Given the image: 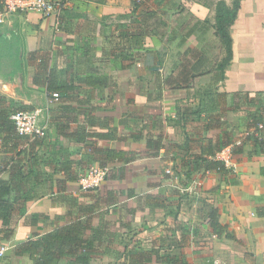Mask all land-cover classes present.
<instances>
[{
	"label": "crops",
	"instance_id": "0c3cea01",
	"mask_svg": "<svg viewBox=\"0 0 264 264\" xmlns=\"http://www.w3.org/2000/svg\"><path fill=\"white\" fill-rule=\"evenodd\" d=\"M220 1L235 0H67L61 18L7 17L0 111L44 106L52 91L62 100L44 137L0 139L13 203L0 264H33L21 247L74 222L90 264H128L131 250L264 264V150L246 137L264 119V0H240L224 73ZM237 140V168L208 170ZM94 164L107 177L82 190Z\"/></svg>",
	"mask_w": 264,
	"mask_h": 264
},
{
	"label": "trees",
	"instance_id": "16d2710c",
	"mask_svg": "<svg viewBox=\"0 0 264 264\" xmlns=\"http://www.w3.org/2000/svg\"><path fill=\"white\" fill-rule=\"evenodd\" d=\"M239 8L240 0H235L232 6H229L225 1H220L217 4L216 29L225 48V56L218 64V68L223 73L233 55L229 28L235 21ZM60 96L62 97L61 93ZM0 102H6V98L0 96ZM12 112L14 111H0V139L4 140L17 135L15 125L10 118ZM260 124L263 125L262 128L259 127ZM252 125L253 128L251 130L253 131L247 135V138L252 139L257 148L264 150V119L255 117L252 120ZM228 145H233L232 152L234 154L239 153L243 146L242 143L236 144L234 141L231 144L224 145L220 150ZM207 169L223 172L228 168L221 160L213 157L207 161ZM11 191V182L0 179V219L3 220L4 225L9 224L13 208V203L10 201ZM211 218L216 220L217 216L212 215ZM214 226L217 227L215 222ZM85 230L81 222L68 224L54 232L45 233L35 240H30L21 247L20 253L28 254L32 258L33 264H59L60 259L63 257H74L75 262L78 264H90V254L92 252L88 245V238L85 236ZM129 256L128 264H188L184 257L161 255L150 250H131L129 251Z\"/></svg>",
	"mask_w": 264,
	"mask_h": 264
},
{
	"label": "built area",
	"instance_id": "2783aa9c",
	"mask_svg": "<svg viewBox=\"0 0 264 264\" xmlns=\"http://www.w3.org/2000/svg\"><path fill=\"white\" fill-rule=\"evenodd\" d=\"M0 24L6 22L7 17L14 13L40 12L45 16L61 18L67 6V0H1ZM61 96L58 91L50 93L47 104L35 109H19L10 115L18 135L44 137L51 124V107L58 103ZM263 127L262 124L259 125ZM248 131L247 135L252 132ZM236 144L242 143L237 140ZM233 145H228L218 153L217 159L221 160L227 168L235 170L237 165L233 162ZM107 177V169L100 165H92L80 176L82 190H90L100 186ZM6 247L0 248V255L5 253Z\"/></svg>",
	"mask_w": 264,
	"mask_h": 264
},
{
	"label": "rangeland",
	"instance_id": "374dc122",
	"mask_svg": "<svg viewBox=\"0 0 264 264\" xmlns=\"http://www.w3.org/2000/svg\"><path fill=\"white\" fill-rule=\"evenodd\" d=\"M131 1H137V0H131ZM8 33V29L4 26V24H0V36H6V34ZM7 44L5 42L3 43H0V52H4L3 48L1 47H4L6 46ZM5 49V48H4ZM6 54V53H5ZM61 100H62V97L60 98V100L58 101L57 104H60L61 103ZM225 148V147H224ZM222 150V149H221ZM220 150V152H221ZM234 154V153H233ZM117 258H111V257H108V259L106 261H96L95 264H124L122 262V259L120 258L119 261L116 260ZM121 261V262H120Z\"/></svg>",
	"mask_w": 264,
	"mask_h": 264
}]
</instances>
